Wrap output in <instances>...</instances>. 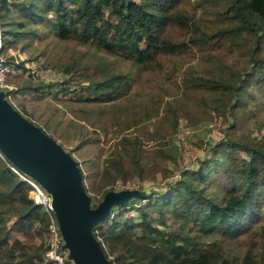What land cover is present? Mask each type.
<instances>
[{"label": "trees", "instance_id": "trees-1", "mask_svg": "<svg viewBox=\"0 0 264 264\" xmlns=\"http://www.w3.org/2000/svg\"><path fill=\"white\" fill-rule=\"evenodd\" d=\"M15 12L20 19L9 21ZM0 19L10 60V44L23 36L56 35L110 56L107 65L83 66L76 80L88 84L77 90L76 100H121L110 111L116 120L152 119L165 100L159 94L163 76L184 70L183 81L193 88L165 102V118L151 134L158 143L156 154L148 157L140 140L122 135L104 159L105 173L114 165L122 176H143L149 170L156 180L159 163L173 158L167 140L178 132L181 118L189 126L233 118L211 158L197 169L181 170L179 184L172 183L165 194L151 192L113 207L100 223L109 226L93 228L111 264H257L249 253L226 258V250L216 245L217 235L253 253L261 248L264 263V131L255 135L244 128L252 103L248 96L255 98L257 92L264 103V0H0ZM193 60L211 71L183 68L184 61ZM20 74L16 66L9 81ZM146 77L155 86L130 95L135 82ZM49 85L23 86L22 99ZM81 111L96 109L83 105ZM8 162L0 156V264H53L45 260L49 213ZM167 170L175 174L172 167ZM84 182L88 191L85 175ZM159 249L170 251L172 258ZM193 249L198 253L186 256Z\"/></svg>", "mask_w": 264, "mask_h": 264}, {"label": "rangeland", "instance_id": "rangeland-1", "mask_svg": "<svg viewBox=\"0 0 264 264\" xmlns=\"http://www.w3.org/2000/svg\"><path fill=\"white\" fill-rule=\"evenodd\" d=\"M19 19V15L15 12L10 16L9 21ZM32 26L29 25L28 28ZM7 54L13 57L12 61L16 62L21 72L19 76L11 79V82L18 88L11 100L13 105L52 135L77 159L84 172L88 192L93 197V206L98 205L108 190L142 187L147 190L148 194L151 192L167 193L172 183L179 184L178 175L181 170L197 169L203 160L211 158L214 146L225 138L224 130L233 120L231 116L229 121L228 118L219 117L213 121L202 122L197 126H189L186 117L181 118L178 132L167 140L173 149V158L168 162L159 161L156 180L152 178L149 170L143 176L129 174L122 176L114 165H109L110 172L105 173L104 159L111 153L114 143L122 135H128L133 140H140L148 157L156 154L158 143L152 139L151 134L157 121H163L165 118L163 109L165 102L181 97L183 92L191 91L193 88L190 82L183 81L184 70H177L173 74L163 76L161 80L163 89L159 94L161 97L164 96L165 100L156 116L152 119L142 117L140 120L126 121L122 116L116 120L110 113L116 103H121V100L115 103L98 102L95 104L76 100L77 90L88 84L87 82L79 84L76 80L83 66L93 68L101 64L107 65L112 58L106 53L89 45L61 41L56 35H49L32 38L23 36L10 44ZM68 65L71 66V70L67 73L65 67ZM189 65H193L198 74L211 71L210 66L198 60L183 62V68ZM41 82L50 85L44 90L29 92L28 97L22 99V96L26 95L20 92L23 86L30 83L36 85ZM154 86L155 83H149L147 77L143 82L138 79L130 95L143 91L148 92ZM254 94L255 98L248 96V101L251 98L252 103L251 110L246 113L244 119V128L255 135H261L264 131L260 129L261 127L264 129V103L259 93ZM83 105L89 108L94 106L96 111H81ZM70 107L79 108L80 112H72ZM100 110L107 113L101 114ZM169 166L174 169L175 174L172 175L167 170ZM132 209H130L131 214L136 215ZM114 212L118 213L119 209L117 208ZM109 223L100 224L98 230L107 228ZM169 223L174 225L171 219ZM13 237L23 238L18 233H13ZM217 237L216 245L226 250L224 255L226 258H232L230 255L242 257L245 253H249L255 257L257 264H264L261 248H257L254 254L244 247L237 246L231 238L220 235ZM158 251L162 256L172 258L170 251L166 249ZM196 253L198 251L193 249L186 256H194Z\"/></svg>", "mask_w": 264, "mask_h": 264}, {"label": "water", "instance_id": "water-1", "mask_svg": "<svg viewBox=\"0 0 264 264\" xmlns=\"http://www.w3.org/2000/svg\"><path fill=\"white\" fill-rule=\"evenodd\" d=\"M0 151L14 166L32 177L51 195L64 247L75 264H111L93 228L106 220L113 207L147 190H109L93 206L81 166L73 154L40 125L21 113L0 90Z\"/></svg>", "mask_w": 264, "mask_h": 264}, {"label": "built area", "instance_id": "built-area-1", "mask_svg": "<svg viewBox=\"0 0 264 264\" xmlns=\"http://www.w3.org/2000/svg\"><path fill=\"white\" fill-rule=\"evenodd\" d=\"M4 45V35L0 24V90L5 92L6 98L12 103L11 100H13L14 93L18 88L15 84L9 81V76L15 70L17 64L8 59ZM0 155L3 159L7 160L1 151ZM8 164L23 180L27 181L32 186L30 193L31 197L37 204L43 205L49 213L50 239L49 249L45 254V260L53 264H75L74 261L69 258V250L64 247L65 242L55 213L52 209L51 195L32 177L19 170L11 162H8Z\"/></svg>", "mask_w": 264, "mask_h": 264}]
</instances>
